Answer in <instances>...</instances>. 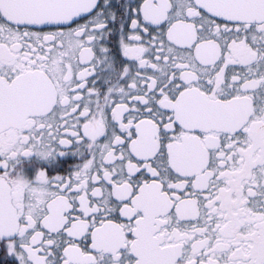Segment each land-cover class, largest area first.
<instances>
[{
	"label": "snow or ice",
	"instance_id": "1",
	"mask_svg": "<svg viewBox=\"0 0 264 264\" xmlns=\"http://www.w3.org/2000/svg\"><path fill=\"white\" fill-rule=\"evenodd\" d=\"M0 264H264V0H0Z\"/></svg>",
	"mask_w": 264,
	"mask_h": 264
}]
</instances>
